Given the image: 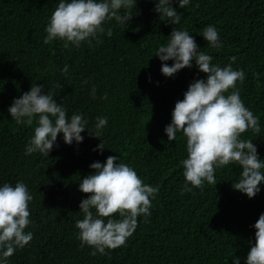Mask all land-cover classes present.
<instances>
[{
  "label": "trees",
  "instance_id": "1",
  "mask_svg": "<svg viewBox=\"0 0 264 264\" xmlns=\"http://www.w3.org/2000/svg\"><path fill=\"white\" fill-rule=\"evenodd\" d=\"M57 3L0 0V183L21 180L33 197L28 204L32 223L26 228L33 237L8 258L9 264H232L233 256L244 264L254 243L250 226L264 212V185L247 198L232 188L240 169L229 164L214 170L216 184L181 190L185 140L177 133L168 141L163 129L188 84L206 74L193 62L191 68L165 78L154 51L174 27L189 31L213 57L212 63L223 67L235 56L233 69L245 73L244 81L237 83L240 98L260 126L241 138L252 140L258 158L264 159V0H190L177 8L181 20L175 25L159 19L153 0H136L125 28L107 21L104 27H111V36L99 33L90 45L82 42L68 49L58 40L43 43L44 27ZM172 6L176 8V0ZM209 24L218 31L219 49L207 47L200 35ZM64 64L67 71L61 70ZM35 83L51 92L66 115L82 113L90 128L97 116H107L99 137L105 149L94 151L99 138L82 132V142L71 145L58 134L46 158L25 155L35 119L17 124L7 108ZM93 85L95 99L89 95ZM105 93L107 99H101ZM109 155L118 156L143 183L159 185V190L151 199L147 222L138 216L123 245L92 256L75 235V221L82 219L79 202L89 195L78 190V182L92 171L90 163H103Z\"/></svg>",
  "mask_w": 264,
  "mask_h": 264
},
{
  "label": "clouds",
  "instance_id": "2",
  "mask_svg": "<svg viewBox=\"0 0 264 264\" xmlns=\"http://www.w3.org/2000/svg\"><path fill=\"white\" fill-rule=\"evenodd\" d=\"M153 3V11L159 19L175 25L181 20L177 8H184L190 0H176V8L172 0H153ZM135 5L136 0H58L44 27L43 43L58 40L65 49L79 48L82 42L90 45L98 39L99 33L111 36V27L107 31L104 27L107 21L114 20L125 28ZM200 35L207 47H221L214 25H205ZM154 55L161 61L160 73L165 78L185 67L191 68L193 62L199 72L206 74L205 78L193 79L188 84L183 98L174 103L171 120L163 129L168 141H174L177 133L185 140L186 157L180 161L184 177L181 190L192 192L205 182L216 184L214 170L235 164L240 171L232 188L249 199L254 197L264 185V172L261 171L264 159L258 158L252 140L241 138V134L246 130L258 132L259 118L240 98L237 83L244 81L245 73L240 68L233 69L236 57H228L229 63L223 67L212 63L213 57L201 50L189 31L174 27L166 43L156 47ZM169 60L172 61L170 65L166 63ZM67 69L68 64H64L61 70ZM95 93L93 85L89 92L92 99L96 98ZM101 99L106 100L107 93ZM7 112L17 124H32L35 119L24 154L39 153L45 158L56 146L58 134L66 145L79 144L84 139L82 132L99 138L108 119L97 116L90 128L82 113L66 115V109L51 92L42 91V86L36 83L18 98H13ZM104 149V142L99 138L93 150L101 152ZM89 168L92 171L78 182V190L89 195L79 202L78 212L82 219L75 221V235L80 247L90 248L89 255H107L106 249L123 245L132 235L138 216L147 222L151 215V199L155 198L159 185L143 183L135 169L116 155L107 156L103 163L94 161ZM32 199L23 181L0 183V264H9L8 258L33 237V232L26 230L32 223L28 208ZM250 227L255 230L254 243L250 242L244 264H264V212ZM232 264H240V258L233 256Z\"/></svg>",
  "mask_w": 264,
  "mask_h": 264
}]
</instances>
